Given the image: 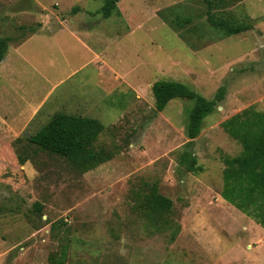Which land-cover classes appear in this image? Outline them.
<instances>
[{
  "label": "rangeland",
  "instance_id": "374dc122",
  "mask_svg": "<svg viewBox=\"0 0 264 264\" xmlns=\"http://www.w3.org/2000/svg\"><path fill=\"white\" fill-rule=\"evenodd\" d=\"M104 3L0 0V39L19 43L43 20L69 18L73 27L86 24L88 45L108 64L101 71L93 64L50 92L25 132L3 129L0 121V264H46L64 252L67 264H264V228L218 196L222 157L240 150L229 155L235 140L222 123L249 107L264 111V0L218 9L219 18L253 26L236 36L208 23L202 0H121L109 19L100 13ZM22 8L28 13L19 15ZM184 18L193 24L180 35L171 24ZM23 66L24 91L48 94L54 78L45 71L43 79L41 60ZM113 70L121 76L117 91L107 84ZM158 81L184 83L208 100L227 90L190 149L202 172L180 165L194 103L176 99L157 112L151 87ZM88 101L95 106L84 116L106 128L95 147L113 153L112 160L80 174L29 145L57 113L77 114ZM19 155L30 160L21 165ZM154 185L174 203L161 222L140 205Z\"/></svg>",
  "mask_w": 264,
  "mask_h": 264
},
{
  "label": "trees",
  "instance_id": "16d2710c",
  "mask_svg": "<svg viewBox=\"0 0 264 264\" xmlns=\"http://www.w3.org/2000/svg\"><path fill=\"white\" fill-rule=\"evenodd\" d=\"M120 1L105 0L100 13L105 18L112 17L118 11ZM202 1L206 5L208 23L226 36L241 35L253 30L250 23H233L218 17L219 8L231 5L237 0ZM192 24V18H184L176 19L171 25L182 35V30ZM10 41V38L0 39V63L7 54ZM152 92L157 112H163L170 102L176 99L194 103L186 129L189 142L187 150L180 157V165L189 173L202 172L203 167L198 165L197 157L190 149L201 135L204 120L224 101L226 88L221 87L212 100L177 81H158L153 84ZM222 128L242 146L243 151L236 157H222L225 168L221 197L264 228V111L249 107L223 122ZM105 129L99 120L61 113L39 132L31 135L27 141L35 148V152L55 155L66 160L80 174H86L114 157L113 153L95 147ZM29 160L30 156H18L21 165H25ZM140 205L150 211L151 217L161 222L165 219L164 215L172 210L174 203L159 193L158 186L154 185L150 193L145 194ZM38 210L41 211V208ZM46 264H67L66 253L59 257H50Z\"/></svg>",
  "mask_w": 264,
  "mask_h": 264
},
{
  "label": "crops",
  "instance_id": "0c3cea01",
  "mask_svg": "<svg viewBox=\"0 0 264 264\" xmlns=\"http://www.w3.org/2000/svg\"><path fill=\"white\" fill-rule=\"evenodd\" d=\"M20 10L21 12L18 13L19 15L28 13L26 8ZM5 27L6 26L3 28ZM87 30L89 29L86 28V24L84 23L77 27H73L69 18H57L48 21L45 19L41 27L35 28L33 32L27 35L22 41H17L19 43H13L15 40L10 38V35L5 37L10 38L11 41L7 54L0 63V82H2V86L0 87L2 91V95L0 96V121L3 125V129H9L10 132H25L35 123L45 109L44 107H46L48 103L47 100L50 92L54 93V91L60 88L66 80L73 78L93 64L97 65L100 71L108 67L103 54L94 52L88 45L89 43L85 39L87 35L85 31ZM78 48L80 50H78ZM33 60L34 62L41 60V75L43 79L49 78V75L45 76V71H47V74L53 75L54 78V81L49 84L48 94L45 93L39 97L37 96L38 90L36 91L33 89L30 92L24 91L25 86L22 84L28 79V74L26 73L27 69L23 64L25 62H30L32 64ZM72 61L76 62L75 65L71 64ZM20 69H23V71ZM112 74L114 81L111 80V83L107 84L111 86L112 90L117 91L119 87L117 81L120 80L121 76L116 70H113ZM136 86V89L134 86L132 89L136 92L137 98L139 99L141 85L137 83ZM13 92L16 94L14 95ZM19 92L20 94H18ZM63 94L67 97L69 96L67 93ZM40 97L42 99H40ZM88 103L91 104L87 105L85 108L83 107V109L82 107L79 108L77 114L70 115L85 117L84 115H88L92 107L95 106L90 101H88ZM54 111L59 112L55 107L52 109V112ZM103 133L99 136V139ZM236 147L240 149L239 153L231 157L239 156L242 153V146L235 141L231 142L228 146L229 151H227L229 155L232 153L230 151ZM218 196L222 199L221 192ZM251 221L256 225V228L261 226L254 220L250 219L249 222L251 223Z\"/></svg>",
  "mask_w": 264,
  "mask_h": 264
}]
</instances>
